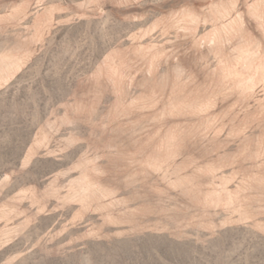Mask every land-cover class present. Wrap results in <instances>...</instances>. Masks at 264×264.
<instances>
[{"label":"rangeland","instance_id":"obj_1","mask_svg":"<svg viewBox=\"0 0 264 264\" xmlns=\"http://www.w3.org/2000/svg\"><path fill=\"white\" fill-rule=\"evenodd\" d=\"M0 264H264V0H0Z\"/></svg>","mask_w":264,"mask_h":264}]
</instances>
